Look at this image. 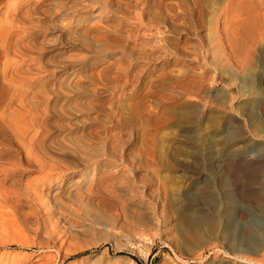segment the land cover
Returning <instances> with one entry per match:
<instances>
[{
  "label": "rangeland",
  "instance_id": "obj_1",
  "mask_svg": "<svg viewBox=\"0 0 264 264\" xmlns=\"http://www.w3.org/2000/svg\"><path fill=\"white\" fill-rule=\"evenodd\" d=\"M10 2L0 264H264V0Z\"/></svg>",
  "mask_w": 264,
  "mask_h": 264
},
{
  "label": "bare ground",
  "instance_id": "obj_2",
  "mask_svg": "<svg viewBox=\"0 0 264 264\" xmlns=\"http://www.w3.org/2000/svg\"><path fill=\"white\" fill-rule=\"evenodd\" d=\"M48 1V0H47ZM40 3V2H39ZM44 3V2H43ZM42 3V4H43ZM148 3V2H147ZM49 4V3H48ZM242 4V3H241ZM14 2H10V0H0V75H5V72L8 68L7 63H8V54L10 53V50L12 49V47L14 45H17L16 41H15V36H17L19 33V31L22 29V27L20 26L19 22L17 21L16 17H12L13 13L10 12V9L13 7ZM38 6V5H37ZM43 6H47L43 4ZM67 6V5H66ZM257 5L251 3L250 5H248V7H246V9L238 14H234L236 16V18L240 19V21L244 20V22L246 21V19H250L252 20L253 17H255L254 19H257L259 13H257ZM242 7V6H241ZM6 12H4V10H6ZM41 10V9H40ZM49 10V9H48ZM12 11V10H11ZM15 11L16 8H15ZM235 11V10H234ZM233 11V13H234ZM241 11V10H240ZM234 16V17H235ZM253 16V17H252ZM48 17V16H45ZM233 18V17H231ZM236 18L234 19L235 21ZM245 18V19H244ZM253 19V20H254ZM228 21V20H227ZM243 22V21H242ZM22 32V31H21ZM20 32V33H21ZM17 34V35H16ZM3 76H0L3 77ZM2 112V111H1ZM0 112V202L1 200H3L4 204L5 201L7 200H11L15 201L17 198V188H15V184L13 183V181L16 179L17 174L20 175V173L17 172V167L19 165V159L17 156V154H20V148L17 146V141H18V132L21 131L19 130V128H17L16 126H18L14 123H11L10 120L6 119V117L4 115H2L3 113ZM18 129L17 130L15 129ZM20 133V132H19ZM22 133V132H21ZM20 133V134H21ZM22 136V135H21ZM22 153V152H21ZM21 160V159H20ZM25 167V166H23ZM22 169V167H21ZM19 169V170H21ZM22 174V173H21ZM21 176V175H20ZM19 177V176H18ZM17 180V179H16ZM15 180V181H16ZM17 186V185H16ZM18 188H21L20 186ZM23 188V187H22ZM24 190V189H22ZM21 191V190H20ZM19 191V193H20ZM26 191V190H25ZM23 192V191H22ZM27 192V191H26ZM17 194V195H16ZM24 195V193H22ZM22 195V197H23ZM28 195V194H27ZM19 196V195H18ZM26 196V195H25ZM31 196V193H30ZM21 198V197H20ZM32 198V196H31ZM30 198V200H31ZM24 199V198H23ZM25 200V199H24ZM29 200V197L27 199V201ZM25 201V202H27ZM29 202V201H28ZM27 202V203H28ZM8 203V201H7ZM26 203V204H27ZM32 203V201H31ZM3 204V205H4ZM20 204V203H19ZM29 204V203H28ZM2 205V202L1 204ZM10 205V204H9ZM12 205V203H11ZM23 205V204H22ZM31 205V204H30ZM6 207V205H4ZM14 205H12L13 207ZM16 206V205H15ZM19 206V205H18ZM21 206V205H20ZM23 207V206H21ZM29 207V206H28ZM4 208V207H2ZM7 208H11L8 207ZM20 208V207H19ZM32 208V207H29ZM11 210H14L11 208ZM29 210V209H28ZM32 210V209H31ZM17 211V209H16ZM0 213L1 216L2 214H5L3 212V210L1 211L0 208ZM29 212V211H28ZM20 213V212H19ZM16 214V213H15ZM18 214V213H17ZM21 217H22V213ZM32 214V213H31ZM34 215L36 213H33ZM32 214V215H33ZM19 215V214H18ZM27 216L29 215L26 214ZM31 215V216H32ZM33 215V216H34ZM25 216V215H24ZM23 216V218H24ZM3 217V216H2ZM26 217V216H25ZM30 216H28L29 218ZM35 217V216H34ZM4 218V217H3ZM27 219V218H26ZM34 219V218H31ZM36 219V218H35ZM28 220V219H27ZM1 221V220H0ZM24 221V220H23ZM26 221V220H25ZM28 222V221H26ZM33 222V221H32ZM1 223V222H0ZM3 223V222H2ZM6 223V222H5ZM25 223V222H24ZM31 224V223H30ZM33 224V223H32ZM3 224H1V228H4V226L2 227ZM0 228V229H1ZM39 229V227H38ZM37 230V229H36ZM251 234V233H250ZM39 238V237H38ZM1 239H3L1 237ZM4 242V241H3ZM14 243V242H13ZM34 243H32L33 245ZM39 244V243H38ZM5 244H3L4 246ZM13 245V244H12ZM28 245V244H27ZM29 246V245H28ZM34 246V245H33ZM6 247V245H5ZM30 247V246H29ZM51 263V262H50Z\"/></svg>",
  "mask_w": 264,
  "mask_h": 264
}]
</instances>
